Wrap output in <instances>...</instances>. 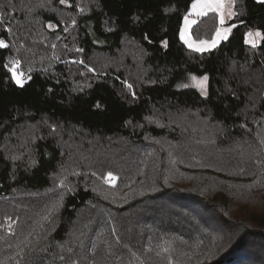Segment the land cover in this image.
<instances>
[{"label":"trees","instance_id":"obj_1","mask_svg":"<svg viewBox=\"0 0 264 264\" xmlns=\"http://www.w3.org/2000/svg\"><path fill=\"white\" fill-rule=\"evenodd\" d=\"M192 3L0 0V264H264V4Z\"/></svg>","mask_w":264,"mask_h":264},{"label":"snow or ice","instance_id":"obj_2","mask_svg":"<svg viewBox=\"0 0 264 264\" xmlns=\"http://www.w3.org/2000/svg\"><path fill=\"white\" fill-rule=\"evenodd\" d=\"M236 0H193V3L191 4V10L190 12L185 15L184 17V24L180 31V39L190 48L194 49L197 52H205L209 51L211 49H214L217 47L219 42L221 40H227L229 33L232 31V27H235V25H232L231 27H223L225 24V15H227L228 18H231L236 15V12L232 10ZM259 3L264 4V0H258ZM61 4H66L67 0H60ZM208 12H215L219 15V24L221 27H218L216 29L215 35L212 40H200L195 41L191 38L190 34V28L193 24H195L197 21L195 19H192L191 17H202L208 14ZM0 20H2V17H0ZM73 25H75V20L72 21ZM49 27H53L51 24ZM65 31L68 29L65 28ZM261 41H264V33L260 32L259 30L253 32L249 31L246 34L245 43L251 45L253 48L257 47ZM163 44L167 46V41H164ZM7 44L4 42V40L0 39V48H6ZM55 47V45H53ZM82 51V50H81ZM11 67L9 68V71L11 72V79L19 86L23 87L25 83L24 79V73L20 72L19 66L20 62L18 60L11 61ZM79 63H84L82 60L79 61ZM7 67V66H6ZM89 71H93V69L89 68ZM27 79H31L30 76L27 77ZM190 79L192 83L200 90L201 95L207 96V83L209 80V76L207 74H204L201 77H197L196 75H191ZM181 87H188L189 85L184 84L180 85ZM127 87L129 90H131L132 85L127 84ZM133 95H135L133 93ZM97 108L100 107L99 104L96 105ZM116 177H114L111 173L108 174V178L105 181L106 183L114 182ZM114 186V184H113ZM63 259V257H61Z\"/></svg>","mask_w":264,"mask_h":264},{"label":"rangeland","instance_id":"obj_3","mask_svg":"<svg viewBox=\"0 0 264 264\" xmlns=\"http://www.w3.org/2000/svg\"><path fill=\"white\" fill-rule=\"evenodd\" d=\"M190 10H191V8H190ZM190 10H189V12H190ZM232 10L234 11V6H233V8H232ZM188 12V13H189ZM187 13V14H188ZM209 13H215V12H208V14ZM186 14V15H187ZM217 14V13H216ZM203 17V16H202ZM202 17H195V16H193V17H191L192 19H195L197 22L202 18ZM234 17V16H233ZM233 17H231V18H228L227 17V15H225V24L223 25V27H231V26H229V22L231 21V19H233ZM217 20H218V27H221V25L219 24V15L217 14ZM196 22V23H197ZM195 23V24H196ZM183 24H184V20H183ZM183 24H182V27H183ZM193 26H194V24L191 26V28H190V34H191V38L193 39V40H195V41H200V40H198L197 38H195L194 36H193V33H192V28H193ZM217 27V28H218ZM215 32H216V30H215ZM215 32H214V34L211 36V37H209V38H205V39H201V40H212L213 39V37H214V35H215ZM254 32V31H253ZM230 34V33H229ZM229 36V35H228ZM223 40H221L220 42H219V44L222 42ZM218 44V45H219ZM217 45V46H218ZM194 50V49H193ZM20 71V70H19ZM138 72H140V70H138ZM192 85H194L193 83H192ZM195 86V85H194ZM108 174L109 173H105L102 177H101V179H100V181H101V183H104V184H107V185H109V186H113V184H114V186H116L117 185V183H118V180H119V178H118V176H116V175H114V174H112L114 177H116V179H115V181L114 182H109V183H106L105 181L107 180V178H108ZM240 191V190H239ZM260 202H262V203H264V200H263V198L262 199H260ZM264 206V205H263Z\"/></svg>","mask_w":264,"mask_h":264},{"label":"water","instance_id":"obj_4","mask_svg":"<svg viewBox=\"0 0 264 264\" xmlns=\"http://www.w3.org/2000/svg\"><path fill=\"white\" fill-rule=\"evenodd\" d=\"M30 81H31V79H27V78H26V79H25V84L28 83V82H30Z\"/></svg>","mask_w":264,"mask_h":264},{"label":"built area","instance_id":"obj_5","mask_svg":"<svg viewBox=\"0 0 264 264\" xmlns=\"http://www.w3.org/2000/svg\"><path fill=\"white\" fill-rule=\"evenodd\" d=\"M20 72H22V73H23V71H21V70H20ZM25 78H26V76H25V74H24V79H25Z\"/></svg>","mask_w":264,"mask_h":264}]
</instances>
